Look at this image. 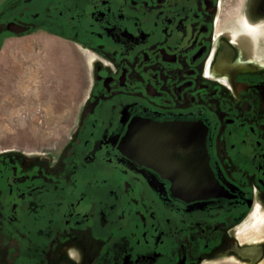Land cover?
Here are the masks:
<instances>
[{"label": "flooded vegetation", "instance_id": "1", "mask_svg": "<svg viewBox=\"0 0 264 264\" xmlns=\"http://www.w3.org/2000/svg\"><path fill=\"white\" fill-rule=\"evenodd\" d=\"M36 33L91 78L62 142L0 149V264L258 261L264 0L0 3V49Z\"/></svg>", "mask_w": 264, "mask_h": 264}, {"label": "rangeland", "instance_id": "2", "mask_svg": "<svg viewBox=\"0 0 264 264\" xmlns=\"http://www.w3.org/2000/svg\"><path fill=\"white\" fill-rule=\"evenodd\" d=\"M0 52V149L62 142L90 84L88 61L38 33L8 38ZM249 228L263 251L264 209L251 214ZM203 264H264V251L253 263L226 256Z\"/></svg>", "mask_w": 264, "mask_h": 264}, {"label": "crops", "instance_id": "3", "mask_svg": "<svg viewBox=\"0 0 264 264\" xmlns=\"http://www.w3.org/2000/svg\"><path fill=\"white\" fill-rule=\"evenodd\" d=\"M0 53H1V52H0ZM76 59H78V58H76ZM78 60H79V59H78ZM43 108H45L44 105H43Z\"/></svg>", "mask_w": 264, "mask_h": 264}, {"label": "water", "instance_id": "4", "mask_svg": "<svg viewBox=\"0 0 264 264\" xmlns=\"http://www.w3.org/2000/svg\"><path fill=\"white\" fill-rule=\"evenodd\" d=\"M3 2V0H0V3H2Z\"/></svg>", "mask_w": 264, "mask_h": 264}, {"label": "bare ground", "instance_id": "5", "mask_svg": "<svg viewBox=\"0 0 264 264\" xmlns=\"http://www.w3.org/2000/svg\"><path fill=\"white\" fill-rule=\"evenodd\" d=\"M231 50V49H230Z\"/></svg>", "mask_w": 264, "mask_h": 264}]
</instances>
